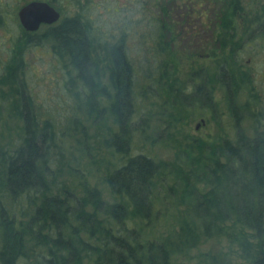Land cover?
<instances>
[{
    "label": "trees",
    "instance_id": "16d2710c",
    "mask_svg": "<svg viewBox=\"0 0 264 264\" xmlns=\"http://www.w3.org/2000/svg\"><path fill=\"white\" fill-rule=\"evenodd\" d=\"M150 1L169 12L165 8L169 0ZM204 1L215 11L206 56L217 58V71L212 74L198 67L186 79L178 76L177 66L167 68L176 63V51L172 38L162 40V30L169 26L163 21L156 26L158 39L153 41L158 60L141 78L124 46L125 34L110 43L92 29L81 11L63 14L56 7L60 18L42 23L43 32H34L41 25L23 29L24 43L19 41L14 52L31 41L50 43L64 72L65 91L75 104H84L87 116L93 114L104 126L97 129L96 137L102 134L105 146L119 153V164L106 174L112 200L104 197L102 187L87 181L80 192L59 181L57 170L50 167L53 147L60 135L71 134L73 115L66 129L59 127L50 109L37 113L23 83L17 82L20 61L6 62V76L17 86L11 93H19L14 99L19 102L16 111L23 133L15 147L0 151V199L8 197L11 207L24 196L26 203L19 207L23 216L19 218L0 203V264H175L178 255L212 237L231 244L235 259L227 264H264V128L245 132L243 112L251 105L249 99L239 101L245 90L257 96L252 91L254 78L239 54L248 40L264 38V0ZM193 51L187 53H198ZM152 72L158 82L165 77L167 86L160 82L158 88L170 99L169 122L178 120L181 110L191 112L197 106L214 110V90L220 86L235 137L193 136L171 161L132 154L133 131L146 126L144 118L139 125L132 122L136 98H142L134 93L151 81ZM168 219L171 227L166 233L152 235Z\"/></svg>",
    "mask_w": 264,
    "mask_h": 264
},
{
    "label": "rangeland",
    "instance_id": "374dc122",
    "mask_svg": "<svg viewBox=\"0 0 264 264\" xmlns=\"http://www.w3.org/2000/svg\"><path fill=\"white\" fill-rule=\"evenodd\" d=\"M25 1L0 0V151L5 152L6 149L15 147L21 141L23 133L22 118L16 111L19 102L14 99L19 93H11L17 86L12 85L5 68L6 62L10 64L18 60L20 68L17 82L23 83L24 91L30 94L37 113L50 109L59 120V127L66 129L67 124L71 123L68 119L70 115L75 120L70 124L71 134L67 132L60 135L57 138L58 146L53 147L55 157L50 162V167L57 170V179L77 192H80L82 182L87 181L102 187L104 197L112 200L106 174L119 164V153L114 148L113 151L105 146L101 140L102 134L96 137L97 129H104V126L93 114L87 116L83 109L84 104H75L69 92L65 91L62 83L64 72L59 68L50 43L40 40L36 44L31 41L23 50L14 52L16 44L24 39V27L18 19L17 10ZM142 1L144 0H54L53 3L61 8L63 14L83 12L91 21L92 29L105 35L106 40L112 44L124 33V46L136 69L141 71L137 78H141L145 69L150 70V65L158 60V57L154 59L153 49L156 46L153 41L158 39L159 28L156 26L162 21L172 28L171 47L176 51L173 57L176 63L171 62L167 68L177 66V74L182 79H186L188 73L198 67L212 74L217 71V58L206 56L216 21L213 7L204 0L199 3L196 0L194 3L193 0H175L167 3L170 5L165 7L169 10L167 13L161 7H154L150 0L144 1V7ZM44 28L41 24L34 32L39 34ZM162 33V40L168 39L167 30L163 29ZM188 50H197L198 53L191 55L187 53ZM161 55L166 58L165 53ZM239 57L254 78L252 91L257 94L252 96L245 90L239 96L240 102L249 99L251 110L243 112L245 115L242 126L246 133L252 134L255 128H264V38L248 40L242 44ZM152 73L151 81L134 93L135 97L142 98H136L135 110L131 115L132 122L139 125L141 118H144L146 126L142 130L133 131L130 141L132 154L142 152L155 159L171 161L193 136L207 139L235 137L233 118L220 86L217 85L214 90L217 103L214 110L200 106L194 107L191 112L181 110L178 120L169 122L167 113L172 108L170 99L158 88L160 82L167 86L165 77L158 82L157 73ZM181 86L185 87L186 84ZM163 106L167 109L166 113L162 112ZM103 129L100 131L103 132ZM59 149L61 153L57 152ZM0 200V203L10 207L8 197ZM25 203L24 196L18 197L17 202L11 203L10 211L17 218L23 217L19 213V207ZM31 207L26 205V210ZM170 220H162L152 235L166 233L169 226L171 227ZM234 259L235 252L231 244L223 237H212L192 248L188 254L178 255L175 264H227L228 260L234 262Z\"/></svg>",
    "mask_w": 264,
    "mask_h": 264
},
{
    "label": "water",
    "instance_id": "95a60500",
    "mask_svg": "<svg viewBox=\"0 0 264 264\" xmlns=\"http://www.w3.org/2000/svg\"><path fill=\"white\" fill-rule=\"evenodd\" d=\"M17 16L26 30H36L42 23L58 20L60 11L49 0H29L18 8Z\"/></svg>",
    "mask_w": 264,
    "mask_h": 264
},
{
    "label": "flooded vegetation",
    "instance_id": "af4514ba",
    "mask_svg": "<svg viewBox=\"0 0 264 264\" xmlns=\"http://www.w3.org/2000/svg\"><path fill=\"white\" fill-rule=\"evenodd\" d=\"M27 1H29V0H26L24 3H26ZM55 7H56V5L53 3V1L52 0H49ZM171 1H175V0H169L168 1V3H170ZM178 1H181V0H178ZM183 1V0H182ZM177 2V1H176ZM24 3H22V4H24ZM21 4V5H22ZM175 4V3H174ZM20 5V6H21ZM19 6V7H20ZM168 7H170V5L168 6ZM165 29H167V31H168V34H167V36H168V38H171L172 37V35H171V30H172V28H171V26L169 25V26H167Z\"/></svg>",
    "mask_w": 264,
    "mask_h": 264
}]
</instances>
